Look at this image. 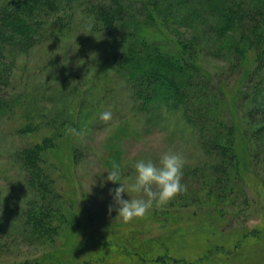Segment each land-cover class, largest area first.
I'll use <instances>...</instances> for the list:
<instances>
[{
	"label": "rangeland",
	"instance_id": "rangeland-1",
	"mask_svg": "<svg viewBox=\"0 0 264 264\" xmlns=\"http://www.w3.org/2000/svg\"><path fill=\"white\" fill-rule=\"evenodd\" d=\"M146 1L157 20L142 5L134 10L150 38L187 47L215 81L238 79L231 58L238 30L219 41L198 0ZM82 9L66 16L61 31L48 29L38 46L4 61L9 83L0 114V264H264V148L245 147L240 136L220 150L226 139L200 133L180 109L139 108L110 62L115 36L92 31ZM104 110L112 111V120L100 119ZM69 127L84 134L75 137ZM44 138L56 144L47 157L46 188L48 203L60 211L49 222L55 229L42 234L33 222H22L23 209L33 203L35 211L42 199L26 182L17 154ZM167 151L186 158V191L131 221L109 213V189L116 185L103 172L116 162L130 173L135 160L158 163Z\"/></svg>",
	"mask_w": 264,
	"mask_h": 264
},
{
	"label": "trees",
	"instance_id": "trees-1",
	"mask_svg": "<svg viewBox=\"0 0 264 264\" xmlns=\"http://www.w3.org/2000/svg\"><path fill=\"white\" fill-rule=\"evenodd\" d=\"M139 1L0 0V114L6 111L7 105L3 93L9 83L4 62L8 55L38 46L47 39L48 29L61 31L69 22L66 16L73 14V9L83 8L92 23V31L110 38L115 36L109 47L110 62L130 86L139 108L149 112L164 104L180 109L183 117L200 133L214 135L218 141L226 139L227 143L218 145L220 150L225 151L227 144H235L240 136L246 140L245 147L251 143L264 148V0H247V5L239 0H198L220 35L219 41L235 30L239 32L231 54L233 67L239 72L235 82L225 76L215 81L187 47L179 50L167 39L150 38L144 23L137 21L140 13L137 14L134 7L142 5L153 19L157 17L150 1ZM236 86L238 89L234 90ZM246 104L247 113H243ZM55 146L53 140L44 138L19 149L17 154L22 170L27 173L26 182L42 199L40 208L35 211L33 203L23 209V221H20L25 225L33 222L34 228L42 234L48 227V231L55 229L49 222L58 218L60 211L56 204L48 203L51 193L46 188L50 171L47 157ZM61 218L63 221L59 222L64 223L63 215ZM163 258L162 262L167 263L169 259Z\"/></svg>",
	"mask_w": 264,
	"mask_h": 264
},
{
	"label": "clouds",
	"instance_id": "clouds-1",
	"mask_svg": "<svg viewBox=\"0 0 264 264\" xmlns=\"http://www.w3.org/2000/svg\"><path fill=\"white\" fill-rule=\"evenodd\" d=\"M112 118L110 110L100 113L103 121ZM68 131L75 137L84 134L75 127H69ZM159 143V138L153 140L154 146ZM185 163L186 158L179 151L161 153L158 163L151 159H137L130 173L125 172L122 164L113 162L112 167L103 172L107 173L104 180L116 185L109 189L112 197V203L108 205L109 213L114 210L115 218L131 221L145 216L154 206H163L175 200L187 189L183 182ZM130 193L137 195L133 197Z\"/></svg>",
	"mask_w": 264,
	"mask_h": 264
}]
</instances>
